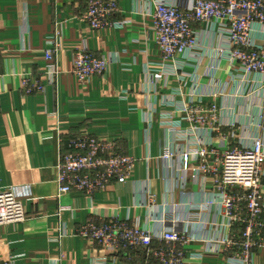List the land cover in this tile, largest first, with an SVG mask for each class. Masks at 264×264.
<instances>
[{
    "label": "crops",
    "instance_id": "obj_1",
    "mask_svg": "<svg viewBox=\"0 0 264 264\" xmlns=\"http://www.w3.org/2000/svg\"><path fill=\"white\" fill-rule=\"evenodd\" d=\"M88 1L0 0V192L13 191L25 209V220L0 224V264H145L144 250L111 255L79 230L116 213L160 232L165 212L192 240L188 251L203 254L188 264H224L230 254L221 243L226 219L219 204L204 208L218 188L211 177L196 176V161L183 163L181 154L198 142L217 147L249 145L254 138L264 142L262 76L243 78L218 51L224 22H193L199 46L180 58L175 73L157 43L156 0H116L119 11L113 18L127 26L98 30L81 19ZM170 1L188 5L192 0ZM58 30L63 49L52 77L44 53ZM253 37L258 43L264 39L259 24ZM83 45L110 63L105 74L84 85L72 73L75 51ZM164 68L168 74L156 79L153 73ZM25 77L45 89L27 94ZM201 94L206 107L217 104L218 124L195 136L187 132L186 121L182 129L170 126L164 114L174 111L172 103L198 100ZM180 118L174 111L173 119ZM83 133L112 138L119 152L137 159L131 176L96 192L92 204L82 192L60 194L57 185L66 141ZM167 151L175 156L166 159ZM193 205L203 208L200 220L186 221ZM242 230L235 224L233 232ZM261 234L263 242L252 255L255 264H264V228ZM162 245L155 240L154 246Z\"/></svg>",
    "mask_w": 264,
    "mask_h": 264
},
{
    "label": "built area",
    "instance_id": "obj_2",
    "mask_svg": "<svg viewBox=\"0 0 264 264\" xmlns=\"http://www.w3.org/2000/svg\"><path fill=\"white\" fill-rule=\"evenodd\" d=\"M155 3L152 17L157 43L162 56L173 61L175 73L180 69L176 64L180 58L189 55L199 46L193 22L212 26L224 22L226 26L222 34L225 40L218 51L238 66L243 78L255 73L261 75L264 87V39L258 43L253 37L255 24H259L264 31V0H192L188 5L180 1L156 0ZM118 11L116 0H89L81 19L94 30L124 28L127 21H116L113 18ZM62 49V33L58 30L49 39L44 53L52 77L58 73L56 55ZM109 64L105 56L83 45L75 51L72 73L84 85L94 76L105 74ZM168 71L164 68L153 75L156 79H162ZM22 86L27 94L45 89L42 83H31L28 77L23 78ZM203 96L201 94L198 100L191 98L189 102L172 103L174 111L180 113L181 118L175 120L174 111L167 112L164 117L170 122L169 125L174 129H182V121H186L189 123L187 132L195 136L199 129L208 124H218L217 104L206 107ZM66 144L67 150L59 165L58 191L60 194L82 192L91 204L96 192L106 190L113 182H125L137 162L134 156L119 152L116 140L112 138L83 133L68 138ZM181 155L183 163L196 161V176L203 174L211 177L218 188L216 199H210L204 208L219 204L226 219L221 243L224 251L230 254L224 264H255L252 255L254 249L263 242L261 230L264 228L263 140L254 138L249 145L240 143L228 147L206 146L198 142ZM174 156L172 151L164 154L166 159ZM149 197L152 199L153 195ZM90 208L95 210L93 205ZM202 209L193 205L186 221L200 220L198 210ZM165 214L161 219L160 232L142 226L139 222L121 219L113 213L103 214L107 216L105 222L90 221L83 225L79 234L111 255L128 249H142L149 257L145 264H188L191 260L202 259V253L188 251L186 246L192 240L180 228L178 219L171 213ZM23 220L24 205L15 193L0 192V224ZM235 224L243 227L240 233L233 232ZM157 239L163 241L162 246H154Z\"/></svg>",
    "mask_w": 264,
    "mask_h": 264
}]
</instances>
